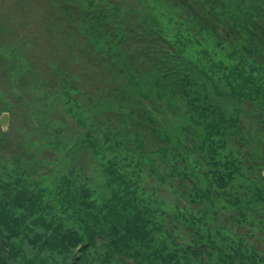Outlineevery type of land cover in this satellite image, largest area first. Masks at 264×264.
Segmentation results:
<instances>
[{"label": "trees", "instance_id": "16d2710c", "mask_svg": "<svg viewBox=\"0 0 264 264\" xmlns=\"http://www.w3.org/2000/svg\"><path fill=\"white\" fill-rule=\"evenodd\" d=\"M44 2L0 9V264H264V0Z\"/></svg>", "mask_w": 264, "mask_h": 264}, {"label": "rangeland", "instance_id": "374dc122", "mask_svg": "<svg viewBox=\"0 0 264 264\" xmlns=\"http://www.w3.org/2000/svg\"><path fill=\"white\" fill-rule=\"evenodd\" d=\"M21 4H25L24 1L20 2ZM28 7L29 10L31 11V13L29 14V18L27 19V21H31L32 23V28H37L38 26V30L43 33L44 31V27H45V21H44V12L45 9L47 7L46 3L44 2V0H31V4L28 3ZM0 9L1 12L3 13V15H14L13 20H16L20 15H19V10H18V3L17 0H0ZM22 13V11H20ZM21 20L23 21L22 17ZM8 99L14 103H16V105L12 108L11 113H10V117H9V126L8 129L6 130L8 135H9V140H5L4 142L0 143V156L2 158H10V151H15L16 154H20V149L19 147H16L13 149L12 143L13 141L11 140V137H13L14 134V126H22V124H24V116H23V112L25 111L26 107L21 106V103H18L17 98L7 95ZM2 103H0V115L3 112L2 110ZM65 122L68 124V129L74 127V122L71 120V118H65ZM17 133L19 136H22V133L17 130ZM39 147H37L38 149ZM30 152L36 157V158H43L47 161H49L50 163H52L53 161H51L53 159V157L57 154H55L53 151L46 149L43 150V152L41 154H37L35 153V151L31 148ZM81 156H83L86 160H89L88 154L86 152L80 154ZM83 157L81 158L80 161L78 162H82L83 161ZM42 166H44V163L41 161L39 162L35 168H41ZM87 166V165H85Z\"/></svg>", "mask_w": 264, "mask_h": 264}, {"label": "water", "instance_id": "95a60500", "mask_svg": "<svg viewBox=\"0 0 264 264\" xmlns=\"http://www.w3.org/2000/svg\"><path fill=\"white\" fill-rule=\"evenodd\" d=\"M7 114H4L3 116L0 117V124L3 128L6 127L7 125Z\"/></svg>", "mask_w": 264, "mask_h": 264}]
</instances>
